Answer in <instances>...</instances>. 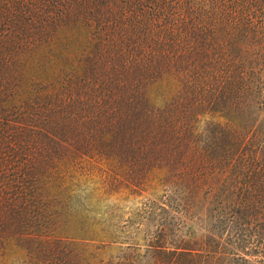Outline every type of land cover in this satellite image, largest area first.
<instances>
[{
    "label": "trees",
    "instance_id": "obj_1",
    "mask_svg": "<svg viewBox=\"0 0 264 264\" xmlns=\"http://www.w3.org/2000/svg\"><path fill=\"white\" fill-rule=\"evenodd\" d=\"M96 172L175 189L142 264H264V0H0V264H136L38 225ZM201 204V244L170 247Z\"/></svg>",
    "mask_w": 264,
    "mask_h": 264
},
{
    "label": "rangeland",
    "instance_id": "obj_2",
    "mask_svg": "<svg viewBox=\"0 0 264 264\" xmlns=\"http://www.w3.org/2000/svg\"><path fill=\"white\" fill-rule=\"evenodd\" d=\"M123 177L125 178L114 173L104 176L103 173L96 172L88 180L82 178L72 181L70 193L56 202L57 208L63 210L64 214L57 216L54 224L39 220L38 225H44L42 230L44 234H49V239L59 236L62 241L66 237L67 241H72L73 238L77 246L69 247L75 254L87 257L88 254L99 253L104 260H117L120 254L115 249L118 248L121 252L125 250L124 253L128 255H135L136 264H142L147 244L144 241L145 235L154 232L156 227V220L145 222L143 204L148 199L164 198L170 193L175 197L176 193L175 189L171 190L156 182L141 194H134L124 185ZM204 209V204H201L193 213L185 212L188 219H183L180 225L168 226L166 238L170 247H182L185 244L184 248H198L205 236L204 228L209 224L204 223ZM53 225L58 231L52 235L49 230ZM84 243L92 248L82 250ZM101 246H108L109 249L100 251ZM9 264H25L24 256H14Z\"/></svg>",
    "mask_w": 264,
    "mask_h": 264
}]
</instances>
